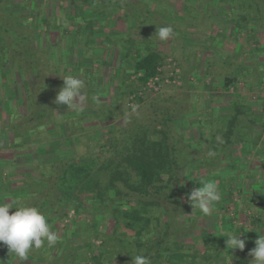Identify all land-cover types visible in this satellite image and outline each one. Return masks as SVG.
<instances>
[{"label":"trees","instance_id":"trees-1","mask_svg":"<svg viewBox=\"0 0 264 264\" xmlns=\"http://www.w3.org/2000/svg\"><path fill=\"white\" fill-rule=\"evenodd\" d=\"M115 1H105L99 10L101 17L111 15L113 18L117 14ZM4 3L5 0H0V90L8 85L14 93L13 105L20 107L18 112L24 107L27 115L6 116L7 122L1 120L2 127L11 133L10 147L14 148L26 138L53 142L64 136L67 123L69 135L79 136L83 143L89 138L88 132L97 133L98 124L117 118L112 116L117 112V91L112 92L113 81L107 86L105 96L111 97L107 102L98 96L101 90L98 83L96 87L88 88L92 78V84H96L103 74L84 68L88 62H101L97 59L101 50L89 39L95 33L93 23L83 16L85 0L80 1L81 5L76 1L70 4L71 10H67L64 3L60 4V9L67 10V27L65 23L61 25L59 19L47 18L48 14L36 15V10H31L28 15L16 14L5 9ZM110 4H114L113 7ZM28 9L26 5L24 10ZM93 12L97 13V10L93 9ZM37 18H44L45 27L43 23L40 24L43 28L39 27ZM114 21L112 28H117V19ZM40 29L60 53L63 52L61 42L64 44L77 32L75 43L83 48V63L74 64L68 60L64 66H54L50 52L37 45ZM112 35L117 36V30ZM135 44L127 42V57L138 53L136 58L132 56L134 72L128 76L136 75L137 80H124L120 90L119 100L126 101L127 106L131 103L129 97L155 77L158 68L166 63L165 57L152 48L144 49V56L141 51H132ZM91 51L96 53L93 57ZM12 73H18L24 79L25 101L18 96L19 89L12 81ZM65 75L78 76L85 82L83 108L93 110L99 116H55L61 105L54 101ZM232 84H235L233 80L226 79L225 88ZM93 96L98 97V102L93 101ZM143 100L139 98L137 102ZM241 104L244 107V103ZM243 107L235 116H230L223 143L218 142L215 135L205 140L196 138L195 134L177 139L174 131L180 130L179 116H163L149 123L129 122L126 130L120 127L119 136L115 126H110L105 135L111 138L102 145L108 146L109 150L95 157L44 162L29 176H18L10 170L5 176L7 183L0 180V192L13 195L10 202L13 208H38L47 218L51 231L58 235V242L51 248L46 245L39 250L33 248L23 261L0 243V264H13L15 260L17 264H131V256L138 254L148 257L151 264H214L224 253L235 264H250L253 258L249 252L256 246L257 232L264 230V213L257 211V208L264 209V180L255 178L257 173L253 169L248 171V174L253 173L249 178L236 157L239 155L240 160L246 161L254 149L264 167V119L247 122L242 116ZM53 144L52 148L59 145ZM209 151L216 154L209 157ZM222 163H226L227 168L220 170ZM244 175L257 185L255 188L259 193L253 196L258 206L255 209L252 201L249 202L245 207L250 209L252 205L254 212L250 215L244 212L242 218L236 214L234 219L243 222L237 225L229 218L226 202L242 192L243 187L237 180L239 177L243 180ZM207 181L217 184L221 200L211 215L205 216L199 209L193 210L188 194L201 186L199 182ZM234 182L239 186L234 187ZM14 211L11 209L10 214ZM71 212H75L76 218L65 223ZM89 216L95 218L94 223L90 222ZM71 227L73 234L69 235ZM241 234L246 240L245 249H228L226 237ZM94 240L101 243L96 244ZM198 240L201 243L198 244Z\"/></svg>","mask_w":264,"mask_h":264},{"label":"crops","instance_id":"crops-1","mask_svg":"<svg viewBox=\"0 0 264 264\" xmlns=\"http://www.w3.org/2000/svg\"><path fill=\"white\" fill-rule=\"evenodd\" d=\"M105 1L85 0L86 3L82 7L85 11L84 19L92 22L94 26L95 33L93 36H89V39L102 48L105 53L110 52L111 55L117 56V122L121 116H125L123 111L127 106L126 102L122 103L119 100L122 83L124 80L135 81L137 77L136 75L128 76L134 72L135 62L132 58H136L138 53L135 52L133 57H127L129 52L127 42H135L132 51H141L143 56L147 49L153 47L161 46L160 48L164 51L169 47V44L168 41L160 40L154 43V40L158 39L155 35L156 27H167L170 26L167 24L173 23H178V28L174 31L173 42L175 44L172 40L170 42L174 44L173 47L176 50L179 49L175 51V54H178L180 58L179 65L183 74L188 76V85L185 88L188 86L199 88L201 85L202 92L199 93H204L206 99L210 100L207 108L203 104V115L201 113L200 116L185 115L178 118L177 124L180 126V130L183 129L187 136L195 134V137L200 140L215 135L218 142L223 143V133L227 129L230 116L237 114L242 101L247 106L245 108L247 122L248 120L260 122L264 119V116H253L255 113L262 114V111L264 112V101L255 100L252 97L253 90L264 83V0H185L182 7L171 4L170 0H157L158 3L154 7H151L147 0H117L114 3L117 5V14L113 18L111 15L101 17L99 14ZM76 3L78 5L80 1ZM114 4H110L111 7ZM66 9L71 10V5ZM66 9H60L58 13L57 19L61 20V24L68 21ZM93 9H96L97 13L93 12ZM69 13L71 14V11ZM115 19H117V28H112ZM114 30H117V37L110 35ZM73 34L64 41V44L61 42L60 48L63 52L60 53L58 47H53L55 50L53 55L62 56L65 64L68 58H72L74 64L76 62L83 63V48L75 43L77 32ZM60 39L59 37V43ZM116 41L117 46L115 45ZM255 43L259 44L260 48L249 54V48ZM49 49V51L52 50V48ZM51 52L50 55H52ZM96 64L93 65L97 66ZM95 70L97 72V68ZM226 79L233 80L235 84L244 85L242 90L235 94L228 93L225 88ZM102 84L101 90L107 89L108 85L105 82ZM6 100L12 101V98L8 96ZM85 110L88 112H84ZM55 112V116L59 114L58 116H65V118L99 116L90 109H84L79 113L67 110L66 105H61L60 109ZM8 116L11 115L8 114ZM93 125L96 126V124ZM66 127L64 136L58 138L59 135L55 134L58 139L53 142L59 144L61 148L64 143L69 144V149L72 150L74 146L80 144V138L79 136H70L68 123ZM92 134L90 132L89 136L92 137ZM242 135L245 137L244 132ZM10 138L9 131H0V148L4 151L3 156H0V169L3 171L4 177L10 170H14L15 164L16 166H25L26 163H20V159L32 158L33 161L42 158L44 156L42 150L48 151V147L54 146L53 142L42 143L39 140L31 141L26 138L25 141L11 148ZM29 146L35 148L32 153L33 157H30ZM36 152L38 153L36 154ZM254 153L256 154L257 151L254 150ZM39 163L42 164L41 160ZM30 166L32 165L26 167L30 168ZM34 168L35 166L32 169ZM28 171L30 170L25 168V173L22 175H28ZM238 180L240 184L242 177H239ZM17 186L23 185L17 184ZM12 197L11 193L0 192V202L10 203ZM13 264H17V260Z\"/></svg>","mask_w":264,"mask_h":264},{"label":"rangeland","instance_id":"rangeland-1","mask_svg":"<svg viewBox=\"0 0 264 264\" xmlns=\"http://www.w3.org/2000/svg\"><path fill=\"white\" fill-rule=\"evenodd\" d=\"M75 1L79 2L81 0H5L4 8L7 10H12L14 13L21 14V15L22 14L28 15L32 12L31 10H36V11H34L36 15L38 13H40L41 15L48 14L47 18L51 17V18L57 19L58 13L60 12V9L58 10L57 8L58 7L60 8V4L64 3V7L70 8V4L72 5V2H75ZM170 1H171V4L179 5L180 7H182L183 6L182 3L185 0H170ZM147 3H150L151 7H154V5L157 4L158 2H157V0H147ZM26 5L29 6L28 11L24 10ZM61 6H63V4ZM37 23H39L38 24L39 27L41 26L40 24H42V23L44 25L43 27H45L44 18L43 19L37 18ZM177 24L178 23L167 24V25H170L173 28V30L175 31L178 28ZM182 26H184V25H182ZM110 35H112V33H110ZM37 38H39V44L40 45L37 42V45L39 47L46 49L48 51L50 50L49 48H52V50H51L52 52L49 51L52 53V55H50L52 64H54L56 66H58V65L64 66L65 65L64 60L63 59L61 60L60 57L53 55L55 50H54L53 46L50 44L48 35L44 32V30H42V29L39 30V33L37 34ZM170 40H172V42L174 41V35L172 37H170V39L167 40L169 47L166 50L163 51L160 48L161 46H159L157 48L153 47L152 49L156 50L160 54H162V56L165 57L166 62L169 59H173L178 64H180V61H179L180 58H179L178 54H175L176 53L175 51H178L179 49L177 48V50H176L175 47H173V45L175 43L173 42L174 43L173 44L172 42H170ZM156 41H159V39L154 40V43ZM106 44H108V43L106 42ZM252 45L249 48L250 51L248 50L249 54H251L252 51L256 50V49H252ZM116 46H117V41H116ZM98 49H99V51L101 50V54H97V56L99 55L97 57V59L100 60L101 62H97V64H96L97 66L93 65L95 63H89L88 62V65L85 67V70L95 73V71H96L95 69L97 68V71L102 72L103 75L101 76L100 79L96 80V84H92V82L94 80L92 78L91 79L92 82L90 81L88 88L96 87L97 83L99 84V86L101 88V86L103 85L102 84L103 82H105V84L108 85L109 83L111 84V82L113 81L112 92L114 93V91H117V56L115 54L111 55L110 52L105 53V51L102 48H98ZM93 54H94V52H92L91 57H93L96 53L94 55ZM73 58L75 59V57H73ZM68 60H67L68 62H72V58H68ZM90 65H93V66H90ZM182 75H183V86L182 87L173 86V87L167 88V90H165L161 94L147 95L146 97H144V100L141 103L136 102L135 106H132L130 103L129 106H126V110L123 111V113L125 112V114H124L125 116H121L118 122H117V118H114L113 121H109V122L102 124V125L98 124L97 125L98 126L97 127V130H98L97 133L95 134V133H93V131H91V134L93 133L92 137L89 136V138H86L83 143L80 142V144L78 146H74V148L72 150L69 149V144L66 145V143H64L63 148H61L60 145H57L54 148L48 147V151H46L45 149L43 150L42 154H44V156H42V158L40 157V158L33 160V161L31 160L32 158L20 159V163H26L25 166H18V165L16 166V164H15V166H13V169H14L13 172L15 173V175L19 176V175H22L23 173H25V168H26V170L27 169L30 170L27 172V173H29L28 174V176H29V175L35 174V170L37 169L36 167H38V165H40V163H39L40 160H41L42 164H44V162L50 163V162L61 161L63 158L64 159L91 158V157H95L96 155H99L100 153H105L109 150V147L108 146L102 147V145L106 142L107 138H111V136L105 135V134H107V132H109L110 126H115L116 129H114V130L116 131V134L119 136L120 132L122 131L120 129V127L123 128V130H126L130 126V125H128L129 122H131L132 124L133 123L143 124V122L149 123L150 120H154L155 118L160 120V119H162L163 116H179L177 118H180V117H184L185 115L186 116L187 115L188 116H194V115L200 116L201 113L203 115V111H202L203 104L205 105V108H207V106L210 104L209 98L206 99V96L204 93L203 94L199 93V92H202V90L200 89L201 85L199 88L198 87H196V88L190 87V86L185 88L186 85H188L187 84L188 76L183 74V70H182ZM11 78H12V81L16 84V86H18V89H19L18 96H19L20 100L25 101V93H24V90L22 89V83H23L24 79L18 73H12ZM54 78H56V77H54ZM253 79H254V77H253ZM136 80H137V78L135 79V81ZM256 80H257V78H256ZM133 81L134 80H132V82ZM8 88H9L8 85L5 84L4 87L0 90V131L1 132H5V129L2 127L1 120L4 119L7 122L8 117H6V116H8V114H10L12 116H27L25 114L26 109L24 107H22L20 112L17 111V109L19 110L20 107L18 108V106L16 104L13 105L14 93L11 90V88H9V89ZM107 90L108 89L98 91L99 92L98 96H100V98L104 102H107V100H109L111 98L110 96L102 98V96H105V94H107V92H108ZM7 94L9 96V98H12V101L6 100L8 98ZM129 101H130V97H129ZM124 102H126V101H124ZM241 103H244V102L242 101ZM245 104L246 103H244V107L242 105L243 109H245L247 107ZM242 107H239L238 110L241 109ZM84 112H88V111L85 110ZM114 116H117V112L114 114ZM242 116H247V114L244 112ZM253 116H264V112L262 111V114L261 113H259V114L255 113ZM89 134H90V132H88V135ZM174 135L177 137V139H182V136H184V135L187 136L186 133L184 134L183 129L179 130V131L178 130L174 131ZM0 145H1V142H0ZM34 149L35 148L33 146H30V148H29V150H31L30 157L34 156V154H32L34 152ZM3 152L4 151H2V148H0V156H3ZM37 153L38 152H36V154ZM236 159H238L237 163L242 165V170L245 168L244 173H247V175H249V178L253 177V173L248 174V171L253 169L254 172L257 173V176L255 178L261 177V179L264 180V167L261 165L262 161L257 158V155L254 153V150H251L250 154L247 155L246 161L240 160L239 155L236 157ZM27 165H32V166H30V168H27L26 167ZM34 166H35V168L32 169ZM22 167H24V168H22ZM18 168H19V170H17ZM226 168H227V164L222 163L219 169L222 170V169H226ZM242 170H241V172H243ZM0 171H1V169H0ZM0 175L3 176V174H1V173H0ZM2 176L0 177V180L7 182L6 177H4V176L2 177ZM244 177L245 178H243V180L240 183V185L243 187L242 192L241 191L238 193L236 192L237 195L234 196V198H232L230 201L226 202L227 209L232 210L231 211L232 213L228 210V212L230 213L229 218H231L233 220V222H235V224H237V225H242L243 222L240 220L234 219L236 217V214H238V216L240 218H242V216H244L243 214H245V213H247L249 215L252 214V211L254 210L252 205L255 206V209L258 206L257 203L255 202L256 198L253 196V194L259 193L256 189L257 185H255L254 182L250 181L248 179V176L246 177V175H244ZM237 182H240V181L237 180ZM237 182H234L232 185H234V187L239 186V185H237L238 184ZM251 201H252V203H251ZM249 202L252 204L250 206L251 208L246 209L245 206ZM238 211H239V213H238ZM257 211L264 213V209L261 210V209L257 208ZM89 220L91 223L95 222L94 217L89 216ZM72 230H73V227H71L68 230L69 235L73 234ZM100 230L105 232V229L103 227H100ZM94 242L96 244L101 243L100 240H94ZM197 243L199 244V243H201V241L198 240ZM18 264H26V263H18ZM40 264H42V263H40ZM114 264H117V262H115ZM214 264H235V263L230 258H228L226 256V254L224 253V255L220 257V259H218L214 262Z\"/></svg>","mask_w":264,"mask_h":264},{"label":"clouds","instance_id":"clouds-1","mask_svg":"<svg viewBox=\"0 0 264 264\" xmlns=\"http://www.w3.org/2000/svg\"><path fill=\"white\" fill-rule=\"evenodd\" d=\"M67 27V22L65 21ZM155 35L160 41H167L174 35L171 26L156 27ZM63 86L58 92L54 103L66 105L67 110L77 113L84 110L86 96L83 92L85 82L78 76L65 75ZM93 101L98 102V97L93 96ZM214 151H209V157L214 156ZM200 187L195 188L188 194V200L193 208L199 209L205 216L211 215L212 209L221 200L218 186L213 181L199 182ZM15 209L10 214V210ZM255 247L249 255L253 258L250 264H264V230L258 231ZM241 235H228L226 238L227 248L243 251L246 240ZM58 242V235L51 231L47 218L36 207L19 206L13 208L10 203L0 202V243L7 246L9 253L23 261L28 258L30 251L45 247L51 248ZM131 264H151L148 257L138 254L131 256Z\"/></svg>","mask_w":264,"mask_h":264},{"label":"built area","instance_id":"built-area-1","mask_svg":"<svg viewBox=\"0 0 264 264\" xmlns=\"http://www.w3.org/2000/svg\"><path fill=\"white\" fill-rule=\"evenodd\" d=\"M260 48L259 44H253L252 49ZM250 51V50H249ZM193 80V79H192ZM182 87L183 86V75L181 66L173 59L167 60L164 66L158 68V74L151 78L147 83L142 85L138 92L130 96V102L132 106H135L137 99L144 98L147 95H158L163 93L167 88L170 87ZM244 85L232 84L227 88L228 93L235 94L242 90ZM252 93V97L255 100L264 101V83L258 85ZM264 140V136H263ZM230 212L232 210L228 209ZM232 213V212H231ZM234 215V214H233ZM75 212H71L69 218L65 223L75 219Z\"/></svg>","mask_w":264,"mask_h":264}]
</instances>
